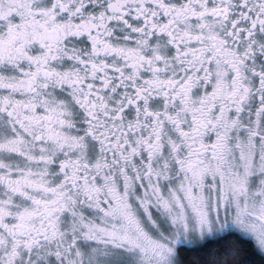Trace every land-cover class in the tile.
<instances>
[{"label": "snow or ice", "instance_id": "snow-or-ice-1", "mask_svg": "<svg viewBox=\"0 0 264 264\" xmlns=\"http://www.w3.org/2000/svg\"><path fill=\"white\" fill-rule=\"evenodd\" d=\"M0 264H264V0H0Z\"/></svg>", "mask_w": 264, "mask_h": 264}]
</instances>
